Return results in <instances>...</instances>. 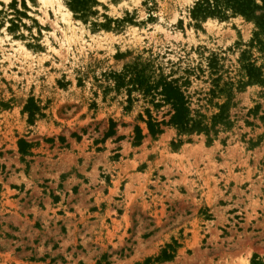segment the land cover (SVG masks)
Instances as JSON below:
<instances>
[{
	"label": "rangeland",
	"instance_id": "rangeland-1",
	"mask_svg": "<svg viewBox=\"0 0 264 264\" xmlns=\"http://www.w3.org/2000/svg\"><path fill=\"white\" fill-rule=\"evenodd\" d=\"M195 1L0 0V264H264V48ZM135 75L195 125L149 135Z\"/></svg>",
	"mask_w": 264,
	"mask_h": 264
},
{
	"label": "trees",
	"instance_id": "trees-1",
	"mask_svg": "<svg viewBox=\"0 0 264 264\" xmlns=\"http://www.w3.org/2000/svg\"><path fill=\"white\" fill-rule=\"evenodd\" d=\"M88 1L89 0H69V5L72 10L86 11ZM259 9H264V0H197L192 6L190 13L191 17L196 20L205 19L209 16L222 18L227 15V11H230L232 15L239 14L245 17H254L255 26L257 27L254 34L264 48V41L258 38L259 34H264V12L256 15V11ZM247 73L250 79L253 77L259 79L260 71L254 64L250 63L247 66ZM118 78L119 81L117 84L123 85L125 83L124 77L119 75ZM127 82L138 87H143V93L153 94L152 98L159 96V99L153 102L155 107H160L163 104L169 106V109L162 114L161 119L153 117L148 108L146 109L147 118H143L141 114L139 115L141 120L145 122L149 135L154 136L162 132L164 126L169 124L176 125L182 130L191 128L195 125L193 118L190 116L189 100L175 80L161 78L154 84H150L146 82L141 75H135L133 78H129ZM165 115H168L167 119L164 118ZM112 133H114V130L111 124L109 134ZM143 137L144 134L142 133L141 127L136 124L134 126L133 138L136 142H139ZM19 146L20 149L23 150L28 144L20 139ZM253 263L262 264L257 261H253Z\"/></svg>",
	"mask_w": 264,
	"mask_h": 264
},
{
	"label": "bare ground",
	"instance_id": "bare-ground-1",
	"mask_svg": "<svg viewBox=\"0 0 264 264\" xmlns=\"http://www.w3.org/2000/svg\"><path fill=\"white\" fill-rule=\"evenodd\" d=\"M45 0H43V2H44ZM57 0H51V2L53 3V2H56ZM44 4V3H43ZM58 4V3H57ZM58 13H60L61 15H60V20L63 22V27L64 28H67L68 27V24H67V12H65L64 10H63V6L62 5H60L59 4V7H58ZM69 17V16H68ZM70 21V20H69ZM70 30V29H69ZM65 37V36H64ZM18 43V42H17ZM19 51V50H18Z\"/></svg>",
	"mask_w": 264,
	"mask_h": 264
},
{
	"label": "crops",
	"instance_id": "crops-1",
	"mask_svg": "<svg viewBox=\"0 0 264 264\" xmlns=\"http://www.w3.org/2000/svg\"><path fill=\"white\" fill-rule=\"evenodd\" d=\"M142 133H143V131H142ZM114 133H112V134H109V136H112ZM144 134V133H143Z\"/></svg>",
	"mask_w": 264,
	"mask_h": 264
}]
</instances>
